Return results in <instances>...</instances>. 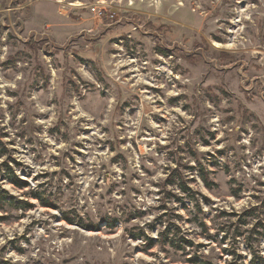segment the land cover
Returning <instances> with one entry per match:
<instances>
[{"label": "rangeland", "instance_id": "374dc122", "mask_svg": "<svg viewBox=\"0 0 264 264\" xmlns=\"http://www.w3.org/2000/svg\"><path fill=\"white\" fill-rule=\"evenodd\" d=\"M0 264H264V0H0Z\"/></svg>", "mask_w": 264, "mask_h": 264}, {"label": "trees", "instance_id": "16d2710c", "mask_svg": "<svg viewBox=\"0 0 264 264\" xmlns=\"http://www.w3.org/2000/svg\"><path fill=\"white\" fill-rule=\"evenodd\" d=\"M15 181H16L15 183L17 184V186H19L20 188H23V187H26L27 186V183L25 181H23V180L16 179ZM35 196L36 197H39L37 195H35ZM28 207H30V206L29 205H25L23 207V209H27Z\"/></svg>", "mask_w": 264, "mask_h": 264}, {"label": "built area", "instance_id": "2783aa9c", "mask_svg": "<svg viewBox=\"0 0 264 264\" xmlns=\"http://www.w3.org/2000/svg\"><path fill=\"white\" fill-rule=\"evenodd\" d=\"M92 12L94 13V14H99V15H101L102 14V11L101 10H98L97 9V7H92Z\"/></svg>", "mask_w": 264, "mask_h": 264}]
</instances>
